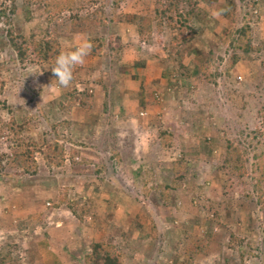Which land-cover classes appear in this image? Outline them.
Returning <instances> with one entry per match:
<instances>
[{
  "label": "rangeland",
  "instance_id": "rangeland-1",
  "mask_svg": "<svg viewBox=\"0 0 264 264\" xmlns=\"http://www.w3.org/2000/svg\"><path fill=\"white\" fill-rule=\"evenodd\" d=\"M194 1V37L169 52L177 54L184 66H199L208 60V72H217L211 82L175 75L177 64L164 61L162 46L169 36L164 22L161 44L153 24L149 38H138L133 18L151 16L153 0H122L116 6L113 0H70L69 9L49 20L50 12L46 13L38 0L30 3L28 19L22 1L14 0L16 9L10 25L16 31L33 32L38 37L46 30L57 42L58 55L72 50L82 38L90 39L95 49L74 69L72 85L58 90L50 66L44 68L55 61L21 67L3 42L6 24L0 19V101L10 109L0 106V154L23 149L15 145L5 127L9 116L16 121L29 118L21 141L33 142L35 148L34 174L22 172L7 159L0 163V264H99L97 258L86 259L94 242L113 244L121 264H264V239L260 235L264 212L256 207L253 197H243L244 186L238 183L240 178L231 165L220 168L223 142L229 139L245 152L241 179L250 192L255 173L251 149H245L250 140L247 133L264 131L259 113L264 105L260 70L264 0ZM95 10L102 12L105 25L71 23ZM169 14L177 19V12ZM90 16L88 20L93 19ZM243 23L250 26L251 42L261 50L243 55L236 50L244 59L225 74L233 51L230 35L234 36ZM133 62L144 69L143 74L132 67ZM157 64L160 76L156 74ZM82 87H88L90 95L95 91L93 108L82 119L78 110L83 107L72 105L79 122L74 125V112L62 106L71 88ZM124 103L129 111L110 112ZM129 119L136 125L125 131L124 123ZM103 124L106 129H102ZM109 127H116V140L112 133L109 139L104 137ZM76 133H86L97 145L74 141ZM124 134L129 145L123 151L125 159H112L113 152L119 153ZM54 140L64 145L65 156L81 144L96 148L97 153L90 154V164L103 163V157H109L116 171L114 186L119 189L112 193V186L100 184V191L81 190L77 182L80 172L75 170L80 167L72 168L70 158L61 166H47L41 152L46 142ZM174 173L182 178L175 190L170 188L162 197L156 188L169 184ZM66 176L69 180L63 179ZM57 179H63L61 185H51ZM261 186L264 191V181ZM64 188L69 189V195L71 190L74 195L85 190L81 200L87 199L88 211L83 209L81 217H75L67 207V213L56 210L63 204H57V199L52 202L51 197H58ZM121 194L129 196L125 203ZM199 200L202 212L195 206ZM217 204L225 210L215 224L211 214ZM74 224L82 231V240ZM64 231L65 237L61 235Z\"/></svg>",
  "mask_w": 264,
  "mask_h": 264
},
{
  "label": "trees",
  "instance_id": "trees-1",
  "mask_svg": "<svg viewBox=\"0 0 264 264\" xmlns=\"http://www.w3.org/2000/svg\"><path fill=\"white\" fill-rule=\"evenodd\" d=\"M21 1L23 3V10L26 11L24 12L26 15L25 18L28 19L29 14L27 12H29L30 3H32V0ZM38 1L43 6L46 13L50 12L49 17L47 18L48 20L54 18L57 12H61L64 9H69L68 4L70 0ZM120 1L122 0H113V5H118ZM194 5V0H153L152 15H138L135 17V19L133 18V24L135 26L137 36L140 39L150 37V35L152 34L151 30L153 29V24L154 28H157L156 34H158V42L161 44V27L162 23L164 22V26H167L169 28L168 41L166 45L162 46L164 51V61L167 63L177 64L178 69L174 70L175 75L178 74L182 78H186L191 75L195 76L194 79L201 82H211L213 81L214 76L217 74V72H208V67L206 65V63L209 62L208 60L204 64H201L199 66H184L181 62H179L180 60L177 54H173V52H175L181 45L186 43L191 37H194L195 30L191 23V21L196 17V13H194L193 8ZM15 9L16 7L14 4V0H0V19H3L4 23L6 24L3 34V38L5 39L3 42L13 52L14 58L17 63L21 67H26L33 64H42L45 61H55V58L58 56V45L55 39L50 38L47 35L46 30H42L40 36L35 37V34L33 32L24 34L21 31H16L11 27L10 16L13 15ZM99 10H95L92 15L88 14L78 17L77 22L72 21L71 23L73 25H105L106 22L101 15L102 12L100 11L101 13H99ZM171 11L178 13L176 20L173 19V17L169 14ZM89 16L93 17V19L88 20ZM234 34V36L230 35L229 38V44L231 45L233 51L229 55L228 63L224 68L225 74H229L228 68L233 66L238 60L243 58V56L235 52L236 50L240 51L242 55L248 52L258 53L261 50L260 46L252 44L250 38V26L247 23L241 24V26H239L235 30ZM93 48L95 49V47ZM170 48L172 50L174 49V51L171 53L169 52ZM260 70L261 80L264 81V58L260 60ZM75 83L76 82H74V84ZM1 85L2 82L0 81V87ZM90 101L91 95L87 92L86 89L77 91L74 88H71V90L67 92V103L65 106H62V108L68 110L72 105H79L83 108L88 109L91 105ZM0 106H3L4 109L10 111L3 100L0 101ZM259 113L264 123V105L261 106ZM26 119L27 118L24 117L21 118L20 121H16L13 116H9L8 120L6 121L5 127L12 134L11 139L14 141L16 146H23V149L19 152L7 154L9 156H7L5 153L0 154V163L2 162V160L7 159L12 163L13 166L20 169L22 172H30L31 174H34V143L21 141V133L24 131L29 121V118L27 120ZM262 132H264L262 129H254L250 133H247L250 140L247 141L245 149H251V158L254 159L251 162V169L253 173H255L254 182L251 183L252 186L250 192L248 191L247 183H245L241 179L244 174L243 164L246 162L245 154H243L245 152H243L242 149L239 148V146L237 147L233 145L229 139H225L223 142V165L220 166V168L224 169L226 165H231L230 168L236 172V177L240 178L238 180V183L244 186L242 190L244 191L243 197L246 199H251L253 197L256 207L260 209V211L264 212V191L261 186V182L264 181V142H262L261 140V135L263 134ZM44 147L45 150L41 152V154L43 155L45 164L47 166H61L64 161H67L68 158H70L72 168L80 167L79 165L81 164H90V156L94 154L93 152L97 153V151L95 150L96 148L81 144V146L71 150L68 156H65L64 145L61 143H57L55 140L48 143L46 142ZM79 148L81 150H78ZM88 151L90 152L88 153ZM82 153L87 156L83 155ZM111 155L112 159L115 158V160H117L116 153L113 152ZM108 158L103 157V163L97 162L95 164L97 166H94L93 172L100 173L101 170H105V177L108 178L110 182L116 183L117 179H115L113 176L114 170L112 169L109 163L110 160ZM231 169L228 168V170ZM75 170H78V168ZM228 170H226V172ZM81 171L84 172V169L81 168ZM181 178L182 177L180 174L174 173L171 180L169 181V184H159L156 189H159V194L162 197H165L167 196L168 190H175V188L173 187L176 186L175 184H177ZM67 192H69V189L64 188L63 192L58 196L57 204L65 205V207H67L71 214H73L77 218L81 217L82 213L85 210L88 211L86 209L87 199H85L84 202H82L81 200V193H83L84 191L82 192L80 190H77L78 193H76V195H74L73 190H71L70 195ZM223 200H226V198H224ZM223 200L221 203H223ZM196 202L197 203L195 204V206H197V209L202 212V209H204L203 206H201L202 202H200V200L199 202ZM220 206V204H217V206H215L214 210L212 211V223L216 224L223 216V211L225 210V208ZM260 235L264 239V220L260 225ZM92 258H97L99 264H121L117 250L115 249L114 245L109 242H94L91 246V252L87 255L86 259L90 260Z\"/></svg>",
  "mask_w": 264,
  "mask_h": 264
},
{
  "label": "crops",
  "instance_id": "crops-1",
  "mask_svg": "<svg viewBox=\"0 0 264 264\" xmlns=\"http://www.w3.org/2000/svg\"><path fill=\"white\" fill-rule=\"evenodd\" d=\"M240 63L241 62H239V65H240ZM132 64H135V62H133ZM132 67H135L136 68V70H137V72H138V74H143V72H144V69L139 65V64H135V65H132ZM155 67H157V71H156V74H157V76H160V70H159V66H158V64L155 66ZM114 74L115 73H113L112 75H113V81H114V79H115V76H114ZM84 85V84H83ZM87 86H89V84L87 85ZM88 91H90V89L88 88V87H85ZM119 96V98H123V96L121 95V94H119L118 95ZM94 97H95V91L93 92V94H91V105H90V107L88 108V109H92L93 108V103H94ZM97 100H98V96H97ZM129 107V106H128ZM130 107H132V106H130ZM88 109H86V108H83V109H80V110H78V112H79V114L81 115V118L83 119L84 117H87V111H89ZM72 111V116H73V120H74V125H77V124H79V122H78V118H76V116H74L75 115V112H76V108H74L73 106L72 107H70L69 108V111ZM129 111V109L127 108V106H126V103H124V106L123 107H113L111 110H110V112L112 113H119V114H121V113H124L125 111ZM70 111V112H71ZM91 111V110H90ZM102 119V118H101ZM130 120V119H129ZM126 120L125 121V126H126V129H125V131L126 130H129L130 128H134V126L136 125V123L135 124H133V121L132 120ZM77 121V122H76ZM89 121V119H87L86 118V120H84V122H85V126H87V122ZM105 120L103 119V121L101 122V125H102V123L104 122ZM114 125V124H113ZM139 125V124H138ZM102 129H106V126L104 127V124H103V126H102ZM116 132V127H109L108 128V132H107V134L104 136V137H106L107 139H109L110 137H109V133H112V137L116 140V138H117V136H115L114 135V133ZM121 135H123V134H121ZM91 136H87V134L85 133L84 134V136H80L79 134H75V136H74V138L75 139H73V138H71V139H73L74 141H81V142H83V143H85V144H90V145H97L96 144V142L93 140H91V138H90ZM125 138H126V135L124 134V136L122 137V142H121V144L119 145L121 148H119L120 150H119V153L117 152V154H116V158H117V160H123V159H125L124 158V156H123V151L124 150H126L127 149V147L129 146V145H126V142H125ZM134 141V139L132 140V142ZM66 161H64L63 163H65ZM100 163V162H99ZM80 166V168H78V171L80 172V174L79 175H77V180H79V181H77V182H80V189L82 190V188L83 189H85L86 191H91V192H95V191H100L99 189H100V187H101V185L100 184H105V185H107L109 188L112 186L113 188L111 189L110 188V192H111V190H112V193H113V191L114 190H116V189H119V187H115L114 186V182L112 183V182H110V181H108V182H105L106 180H105V178H104V171L103 170H101L100 171V173H95V172H93L94 170H93V168H94V166H97V165H94L93 163H91V164H81V165H79ZM81 168L82 169H84V172H82L81 171ZM77 169V168H76ZM114 171H115V169H113ZM116 172V171H115ZM86 173V174H85ZM92 174H93V182H92V180H90L91 179V177H92ZM99 176H101V177H99ZM63 179H66V180H69V178L66 176V177H64ZM63 179H57L56 181H55V183L54 184H51V185H54V186H56V187H58V186H60L61 185V180H63ZM96 180V181H95ZM85 187V188H84ZM87 188H88V190H87ZM84 190V191H85ZM117 191V190H116ZM121 200H124L123 201V203H125L127 200V197L129 198V196H125L124 194H121ZM56 199L58 200V197H57V194L54 196V197H51V201L53 202V201H56ZM109 200H111V195H109ZM115 202V200H113V201H111V203H114ZM111 207H113L112 205H111ZM122 207V206H121ZM63 209V210H62ZM64 209H66L65 208V206L64 205H58V207L56 208V210H60V212L61 213H67L66 212V210H64ZM123 209V208H122ZM66 215V214H65ZM125 215V217L127 216L126 214H124ZM77 224V223H76ZM76 224H74L73 225V228H74V226L76 225ZM76 231H77V233H78V235H77V237H78V239L79 240H82V239H80L81 238V235H82V231L80 232V229L79 228H77V227H75L74 228ZM61 235L63 236V237H65V235H66V233H65V231L63 232V233H61Z\"/></svg>",
  "mask_w": 264,
  "mask_h": 264
},
{
  "label": "clouds",
  "instance_id": "clouds-1",
  "mask_svg": "<svg viewBox=\"0 0 264 264\" xmlns=\"http://www.w3.org/2000/svg\"><path fill=\"white\" fill-rule=\"evenodd\" d=\"M220 13L218 12L217 15ZM93 43L88 38H82L80 42L73 47L70 51L61 52L56 58L55 62L51 65H46L44 68H49L56 79V87L58 90L67 89L72 85L74 80V69L77 66H82L86 58L91 53ZM41 70H30L29 73L35 74L41 72ZM77 91L81 90L74 88Z\"/></svg>",
  "mask_w": 264,
  "mask_h": 264
}]
</instances>
